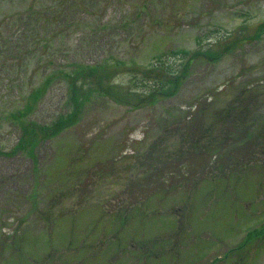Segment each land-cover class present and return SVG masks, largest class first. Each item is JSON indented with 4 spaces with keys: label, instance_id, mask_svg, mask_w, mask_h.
<instances>
[{
    "label": "rangeland",
    "instance_id": "obj_1",
    "mask_svg": "<svg viewBox=\"0 0 264 264\" xmlns=\"http://www.w3.org/2000/svg\"><path fill=\"white\" fill-rule=\"evenodd\" d=\"M59 1L0 0L14 41L0 149L20 135L7 113L37 103L29 119L44 126L72 110L62 69L87 97L75 124L25 137L34 157L0 155V264H264V0ZM33 24L56 49L38 69L17 47ZM182 51L180 70L215 57L151 99L155 63ZM184 117L204 121L192 139L167 127Z\"/></svg>",
    "mask_w": 264,
    "mask_h": 264
},
{
    "label": "trees",
    "instance_id": "obj_2",
    "mask_svg": "<svg viewBox=\"0 0 264 264\" xmlns=\"http://www.w3.org/2000/svg\"><path fill=\"white\" fill-rule=\"evenodd\" d=\"M61 1H62V6L67 5V2H68L67 0H60L59 2ZM50 9H51V6L49 4H44L39 7V13L35 14L34 16L38 14L45 16L46 13L51 11ZM32 10H33L32 7L28 9L26 11V15L27 13L30 14ZM39 20L40 19H37V21H34V23L38 24L39 27H41L42 26L41 21L40 23H38ZM47 22L48 23L46 24V22L42 20V24L44 26L50 24L52 20L48 19ZM31 31L37 32L34 27V24L32 26ZM37 33H35V35L31 37V39L29 35L24 34L21 37L20 45H17L18 48H21V55L23 56V59H26L28 68H30L29 65L32 64V61H33V66H32L33 69H38V65L41 64L44 58L47 60V62L49 60H53V58L51 57V54L52 52L56 51V49L54 48L53 41L51 39L53 35L52 31L50 30L47 31L45 29H42L38 36H37ZM28 37L30 40L28 39ZM12 39H13L12 35L8 37H2V36L0 37V80H3V81L5 80L3 69L7 67V62L9 61V57L11 56L10 50L12 49V44L14 43ZM182 54L183 55L179 53L177 55V58L180 59L179 62L177 61L168 62L166 58L163 57V59H161L158 63L157 62L155 63L154 69H152V71L150 72H153V73L155 72L159 80L156 79L155 80L156 82H152V83H149V85H146L149 87L151 86V94H150L151 99L155 100L157 96L174 95L178 89V88L176 89V87L179 84H181L183 82V78L187 76L193 60L200 56V53L195 52L193 54V56L195 57L187 58L185 64L183 65V68L180 70L181 68L180 62H182V60L185 58L187 53L186 51H182ZM204 54H207L210 57H215L214 55L208 52H205ZM32 56H35V57H32ZM95 65L98 66L97 64ZM96 66H93V67H96ZM93 67L90 66L89 68H93ZM158 67H161L162 70L159 69ZM44 68L46 70L47 66H45ZM53 70H58V69H53ZM164 70H166L168 73L166 76H164L161 73V71H164ZM179 70H180V73L178 74ZM148 71L149 70H147L146 72ZM62 72L66 78L72 79V82L69 83V84H72V94L68 98V101L70 100L69 102H71V105L73 107L72 110H70L68 113L59 114L50 124H47L44 126H40L39 125L40 123H37L34 120L29 119V115L33 113V110L37 103L31 105L30 107L18 108L14 111L7 113L5 115L6 118L9 120V123L11 125L15 124L20 129V135H19V140L16 143V145L9 151L5 149H0V155L11 157V156H15L19 151L23 150L25 153H28L30 156L34 157L36 154L35 148L37 147V144L26 143L25 137L27 135H31V136L36 135L38 137V142H39L41 139H48V138H51L59 134L62 130H64L65 128H68L69 126L75 124L78 121L80 114L82 112V109L84 108L85 103L87 102V97L86 95L79 94L77 92V89H75L76 88V84L74 85V81H76L75 74H72V71L67 72L64 69H62ZM87 73L88 71L86 70L85 72H83V75H86ZM57 75L58 74H54L53 71H50L49 73L46 74L45 76L46 79L44 81L46 82L45 88L42 92V95L40 96L39 94L38 95L39 97H37L36 100L39 101L42 98L43 94L47 90L49 81L51 80V78L56 77ZM172 87L174 88V90L170 91ZM38 90H40V88L33 90L30 94L35 93ZM0 97H7V94L2 93L0 94ZM20 101H21V97L18 99V102ZM182 116L183 115H181V119H182ZM240 117L235 115L234 119L235 120L236 119L239 120L241 118L244 119L243 117L241 118ZM231 118L232 117L230 116V119ZM172 119H176V118H172ZM188 119H191V117ZM184 122L186 123V127L184 128L182 126L184 130L183 132L182 131L181 132L184 137L186 138L188 137L189 139H192L193 136H197V133L199 131L198 127H202L203 125H205V124H202L204 121L202 123H200L199 121L197 122H193L190 120L186 121V118L184 117L183 120H180L179 118V121L176 123L178 125H176L175 122H173V124L167 127H169V129L176 134V131L181 126V123L183 124ZM163 123L164 125H166L165 122ZM203 130L206 131L205 129ZM217 133H218V129H217ZM251 234L252 232L250 233V235Z\"/></svg>",
    "mask_w": 264,
    "mask_h": 264
}]
</instances>
